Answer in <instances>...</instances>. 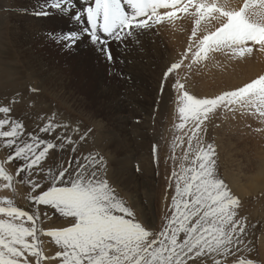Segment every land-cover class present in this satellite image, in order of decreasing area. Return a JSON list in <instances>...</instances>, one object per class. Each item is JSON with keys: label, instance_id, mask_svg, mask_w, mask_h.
I'll return each mask as SVG.
<instances>
[{"label": "snow or ice", "instance_id": "6c2138e0", "mask_svg": "<svg viewBox=\"0 0 264 264\" xmlns=\"http://www.w3.org/2000/svg\"><path fill=\"white\" fill-rule=\"evenodd\" d=\"M33 14L83 25L48 36L68 50L86 36L108 62L112 43L127 47L126 41L139 43L145 31L163 25L186 31L181 22H190L187 45L160 84L163 94L165 83L175 77L170 87L176 92L178 122L169 157L174 194L157 229L121 198L102 156L73 155L66 164H45L50 153L54 161L55 150L77 151L68 124L53 114L37 131L26 130L11 115L15 101L0 106V146L8 150L0 160V191L12 193L0 197V264H258L243 254L251 251L249 227L256 225H249L240 197L218 174L217 147L205 136L217 119L255 118L264 125V74L212 96L191 93L187 82L192 68L212 53L237 60L254 50L264 53V0H45ZM17 184L28 189V207L16 204ZM54 216L61 226L42 227ZM42 237L50 238L54 254L45 253Z\"/></svg>", "mask_w": 264, "mask_h": 264}, {"label": "rangeland", "instance_id": "374dc122", "mask_svg": "<svg viewBox=\"0 0 264 264\" xmlns=\"http://www.w3.org/2000/svg\"><path fill=\"white\" fill-rule=\"evenodd\" d=\"M233 1V4L242 2ZM44 2L45 0H0V106H7L15 101L10 105L13 109L11 115L21 120L26 125V130L37 131L38 125L42 126L53 114L57 121L68 124L67 134L76 140L77 151L71 153L55 150L54 161L50 153V158L45 164H66L73 155L83 157L91 153L102 156L107 163L109 182L121 198L129 204H135L134 210L139 219L147 220L159 229L165 223L166 207L170 205V197L174 194V182L171 181L174 164L169 157L172 154L174 136L177 135L174 125L178 122L176 92L170 87L175 77H170L165 83L163 94L160 93V84L163 72L187 45L190 22H182L186 31H180L171 25L147 31V36H156L151 40L150 46L155 43L160 56L155 69L151 66L149 70L152 71V81L144 83L147 88L146 95L138 91L137 96L131 100L126 91H130L127 87L130 83L128 79H132V67L126 69L128 65L122 66L125 63L122 56L133 42L126 41L129 46L126 48L119 45L121 52L111 47L112 62L98 54V46H93L86 36L77 47L64 49L55 43L48 33L77 29L83 25H77L59 15L48 16L49 18L35 16L33 11ZM171 29L178 30L175 34L173 32L175 39L167 35V31H172ZM79 51L93 52L97 57L92 61H85L89 54L81 53V56ZM30 55H33V59ZM210 56L208 61L201 63L205 68L194 66L188 74L187 88L197 96H212L223 90L241 86L257 75L264 74V53L259 51L254 50L250 57L243 59L253 60L251 67L254 66L258 71L253 67L251 72L246 69V63L241 64L243 60H237L241 64L237 69V63L224 52L212 53ZM31 63L34 64L31 66ZM148 69V64H142L139 71L147 72ZM185 71L182 70L181 75ZM206 72L209 76L207 80L203 78ZM238 74L244 77L243 80L240 78L241 84L238 83ZM97 86L103 90L114 91L110 94L116 96L115 101H119L114 115L105 107L111 102L110 96L103 94L98 98V95L94 94ZM246 124H251L252 127L248 128ZM258 127L264 125L255 118L229 122L217 119L215 124L208 126L205 140L217 147L218 174L240 197L241 214L247 218L249 225H256L255 228L249 227L248 240L252 243L248 248L251 251L245 250L243 254L250 256L258 264H264V169H261V165H264V131H254ZM58 131L64 134L63 130ZM82 134L85 135V140L79 139ZM39 135L46 136L44 133ZM47 138L51 139L50 136ZM68 147L66 145V149ZM179 153L180 150L177 149V154ZM7 154L8 150L0 146V160H4ZM137 167L141 172L136 170ZM8 168L14 174L12 166ZM257 178L260 182L252 185L251 180L256 182ZM17 191V206L28 207V201L25 199L27 187L17 184ZM9 192L0 191V197L11 198L12 193ZM51 226H61L55 216L53 221L42 225L44 228ZM41 239L45 241V253L54 254L56 249L50 238Z\"/></svg>", "mask_w": 264, "mask_h": 264}, {"label": "bare ground", "instance_id": "6f19581e", "mask_svg": "<svg viewBox=\"0 0 264 264\" xmlns=\"http://www.w3.org/2000/svg\"><path fill=\"white\" fill-rule=\"evenodd\" d=\"M14 1V0H13ZM30 2V1H29ZM235 1H233V3H234ZM241 2V1H240ZM14 3V2H13ZM15 16V15H14ZM26 17V16H25ZM49 18V17H48ZM37 20V19H36ZM55 20V19H54ZM20 21V20H19ZM18 23V22H17ZM182 23V22H181ZM16 25V24H15ZM182 25H183V23H182ZM172 27V26H171ZM184 27V26H183ZM191 27V26H190ZM185 28V27H184ZM22 29V28H21ZM170 29V28H169ZM178 29V28H177ZM157 30H159V29H157ZM172 30V29H171ZM173 30H175V29H173ZM167 31L168 33H167V35L169 34V35H171V37H172V39H175L174 38V35H173V32H174V34H175V32H177L176 30L175 31ZM13 31V30H12ZM22 31V30H21ZM20 31V32H21ZM155 31V30H154ZM164 31V30H163ZM14 32V31H13ZM17 32V31H16ZM148 32H150V31H148ZM153 32V31H152ZM166 32V31H165ZM164 33V32H163ZM14 34V33H13ZM147 31H145L143 34H141V35H139L138 36V40H139V43H136V42H133V45L131 46V47H129L128 49H126V51H124V54H123V58H124V62L125 63H123V67L125 66V65H128V66H126V69H129L130 67H132V70H130V76H132V79L130 78V79H128L129 81H130V83H129V86L127 87V88H129V90L130 91H126V95L129 97V99H133V98H135L136 96H137V92L138 91H141L144 95H146V92H147V88H145V86H144V83H146V82H151L152 80H151V74H152V71H149L150 70V68H151V66L153 67L154 66V69H155V67H156V65H157V61H158V58H159V56H160V52H159V49L157 48V46H156V44L155 43H153L151 46H150V44H151V40L152 39H154V38H156V36L154 37L153 35V37L154 38H152L151 37V34H149L148 36H147ZM153 34H155V33H153ZM45 36V35H44ZM178 36H180V35H178ZM185 36V35H184ZM17 37V36H16ZM162 37V36H161ZM177 37V36H176ZM16 39V38H15ZM177 39H178V37H177ZM176 39V40H177ZM88 40V39H87ZM148 40L150 41V42H148ZM183 40V39H182ZM25 41V40H24ZM155 42V41H154ZM177 42V41H176ZM178 42H180V40H178ZM17 43V42H16ZM32 43V42H31ZM128 43V42H127ZM172 43V42H171ZM19 44V43H18ZM20 45V44H19ZM30 45V44H29ZM98 46V45H97ZM150 46V47H149ZM174 46V45H173ZM21 47H23V46H21ZM99 47V46H98ZM116 48V50L115 51H118V52H121L120 50V48L118 47V45L116 44V43H112L111 44V46H110V48ZM147 47H149V48H147ZM170 47V46H169ZM178 47V46H177ZM19 48V47H18ZM126 48V47H125ZM124 48V49H125ZM170 48H174V47H170ZM98 49V48H97ZM153 49V51H151ZM175 49H177V48H175ZM84 50V49H83ZM139 50H141V51H139ZM97 51V50H96ZM170 51V50H169ZM176 51H178V50H176ZM23 52V51H22ZM28 53V52H27ZM30 53V52H29ZM75 53H77V50L75 51ZM79 53V55H81V53H82V55L83 54H89L88 56V58H86L85 59V61L86 60H90V61H92V60H94L97 56V54H94L93 52H89V53H86V52H81V51H79L78 52ZM152 53V54H151ZM171 53V52H170ZM177 53V52H176ZM98 54H100V55H102L100 52H98ZM81 55V56H82ZM33 56V55H32ZM32 56L30 55V57L32 58ZM174 57H176V56H174ZM211 57V56H210ZM29 58V57H28ZM177 58V57H176ZM253 58V57H252ZM24 59V58H23ZM33 59V58H32ZM37 59V58H36ZM233 59V58H232ZM262 59H263V57H262ZM160 60V59H159ZM259 60V58H257V61ZM27 61H28V59H27ZM233 61H234V63H237V69H239L240 68V65L241 64H244V63H246V66H248V67H246V69L249 71V72H251L252 70H253V67H251L252 66V59L251 58H248V59H246V60H243L242 62H241V64H240V62L239 61H237V59H233ZM173 62V61H172ZM260 62H261V60H260ZM128 63H130V64H128ZM187 63V62H186ZM259 63V62H258ZM28 64V63H27ZM32 64H34V63H31V66H32ZM87 64V63H86ZM142 64H148L149 65V69H148V71L147 70H145V71H147V72H140L139 71V68H140V65H142ZM207 64V63H206ZM205 64V65H206ZM255 64V63H254ZM257 64V63H256ZM35 66V65H34ZM202 66H204V65H202V64H200L199 65V67L201 68ZM28 68V67H27ZM144 68H146V67H144ZM202 68H205V67H202ZM255 68V67H254ZM245 69V70H246ZM183 71H184V69H182ZM181 70V71H182ZM203 71L205 70V69H202ZM202 70H200V71H202ZM255 70H257L256 68H255ZM254 70V71H255ZM128 72H129V70H127ZM142 71H144V70H142ZM195 71V70H194ZM206 71H208V69H206ZM258 71V70H257ZM257 71L255 72V74L257 73ZM33 72V71H32ZM96 72V71H95ZM99 72H101V71H99ZM195 72H197V71H195ZM219 72V71H218ZM222 72V71H221ZM245 72V71H244ZM39 73V72H38ZM242 73V72H241ZM248 73V72H247ZM99 74V73H98ZM133 74H134V77H133ZM156 74V73H155ZM195 74V73H194ZM202 74H204V73H202ZM100 75H102V73L100 74ZM100 75H98V77L100 76ZM197 75V74H196ZM240 74H238V76H239ZM244 75V74H243ZM250 75H252V73L250 74ZM253 75H254V73H253ZM192 77H194V76H192ZM254 77H255V75H254ZM57 78V77H56ZM55 78V79H56ZM205 80H207L208 78H209V76L207 75V72L204 74V77H203ZM239 78V80H238V83L239 84H241V80H240V78L242 79V78H244V77H241V76H239L238 77ZM251 78H253V76L251 77ZM97 79V78H96ZM247 79V78H246ZM53 80V79H52ZM243 80V79H242ZM250 80V79H249ZM48 81V80H47ZM63 81V80H62ZM65 81V80H64ZM63 81V82H64ZM49 82V81H48ZM62 82V83H63ZM66 82V81H65ZM35 84V83H34ZM66 84V83H65ZM100 85H102L101 83H99ZM98 84V85H99ZM67 85V84H66ZM42 86V85H41ZM62 86V85H61ZM233 86V85H232ZM43 87V86H42ZM65 87V86H64ZM67 87V86H66ZM112 92H114L113 90H106V89H101L99 86H97V88H96V90H95V93L94 94H96V95H98V98L100 97V96H102L103 94H108L107 96H110V98H111V102H109V105H107V106H105L108 110H109V112L110 113H112V115H114L115 114V108H118L117 106L119 105V101L118 100H116L115 101V97H113L110 93H112ZM140 92V93H141ZM141 93V94H142ZM19 94V93H18ZM97 97V96H96ZM139 97V96H138ZM109 98V99H110ZM120 99V98H119ZM140 100V99H139ZM138 100V101H139ZM104 101V100H103ZM108 101H110V100H108ZM114 103V104H113ZM106 105V104H105ZM103 110V109H102ZM107 111V110H106ZM119 124H120V122H119ZM109 137V136H108ZM107 141V140H106ZM128 146V145H127ZM121 152V151H120ZM262 162V161H261ZM120 164V163H119ZM263 167V168H262ZM260 169V168H259ZM261 169H264V165H261ZM152 171V170H151ZM141 172V171H140ZM256 172V171H255ZM257 172H258V170H257ZM261 172H262V170H261ZM259 173V172H258ZM147 174V173H146ZM256 174V176H257V173H255ZM264 175V174H263ZM259 177V176H258ZM254 178V177H253ZM256 178V177H255ZM254 178V179H255ZM260 178V177H259ZM259 178H257L256 179V182H253L252 180H251V184L252 183H258V181L260 182V180H258ZM120 179V178H119ZM264 179V178H263ZM262 179V180H263ZM128 180H130V179H128ZM261 180V181H262ZM152 181V180H151ZM261 183H259V185H260ZM140 185V184H139ZM253 185V184H252ZM258 185V184H257ZM256 189V188H255ZM244 191V190H243ZM249 191V190H248ZM10 193V192H9ZM47 245V244H46ZM47 247V246H46Z\"/></svg>", "mask_w": 264, "mask_h": 264}, {"label": "crops", "instance_id": "0c3cea01", "mask_svg": "<svg viewBox=\"0 0 264 264\" xmlns=\"http://www.w3.org/2000/svg\"><path fill=\"white\" fill-rule=\"evenodd\" d=\"M1 192H4V191H1Z\"/></svg>", "mask_w": 264, "mask_h": 264}, {"label": "water", "instance_id": "95a60500", "mask_svg": "<svg viewBox=\"0 0 264 264\" xmlns=\"http://www.w3.org/2000/svg\"><path fill=\"white\" fill-rule=\"evenodd\" d=\"M152 190H150V192H151Z\"/></svg>", "mask_w": 264, "mask_h": 264}]
</instances>
